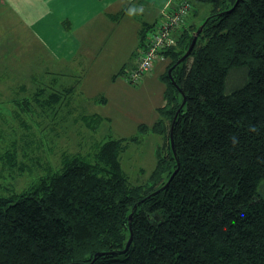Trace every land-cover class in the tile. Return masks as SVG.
I'll return each instance as SVG.
<instances>
[{
	"label": "trees",
	"instance_id": "obj_1",
	"mask_svg": "<svg viewBox=\"0 0 264 264\" xmlns=\"http://www.w3.org/2000/svg\"><path fill=\"white\" fill-rule=\"evenodd\" d=\"M200 1L209 14L191 23L190 1L187 26L163 51L160 116L138 125L163 136L148 179L132 183L121 165L137 135L64 157L0 194V264H264V0ZM52 83L47 104L71 89ZM84 117L95 130L103 119Z\"/></svg>",
	"mask_w": 264,
	"mask_h": 264
},
{
	"label": "rangeland",
	"instance_id": "obj_2",
	"mask_svg": "<svg viewBox=\"0 0 264 264\" xmlns=\"http://www.w3.org/2000/svg\"><path fill=\"white\" fill-rule=\"evenodd\" d=\"M190 1L196 9L198 24L209 14L211 5L200 0ZM122 25L127 26L126 19ZM149 34L150 29L145 35ZM107 41L116 50H101L96 61L99 60L95 63L97 67L91 68L82 80L93 88L92 92L100 91L99 93L105 96L102 102L87 99L82 102L77 91H73L72 87H65L71 89L64 88L65 92H60L62 101L47 104L46 98L53 85L50 75V79L48 76L43 78L42 70L38 84L34 78L25 76L22 88L18 85L22 83V79L19 80L18 77L28 64L9 61L7 66H1L0 194L6 195L27 189L48 170L58 169L64 157L90 155L101 142L135 135L139 141L127 143L120 156L121 165L132 183H143L148 179L155 166L157 152L164 149L163 136L152 132L140 134L138 125L146 123L151 126L160 116L155 108L162 105L163 101V85L159 78L160 75L166 74L165 67L171 58L157 57L151 69L144 72L138 82H131L127 75L116 73L119 68L116 65L117 58L122 57L124 53L123 50H118V43L129 39H120L115 30ZM107 53H112L114 63L106 69H101V58L110 55ZM126 54L129 55L127 52ZM93 61L92 59L91 62ZM126 62H129V59ZM133 64L134 62L131 66ZM28 72L29 70H25V74ZM55 86L61 88L59 84ZM87 110L98 112L108 119H102L95 130V127H89L84 119V116H88L85 113Z\"/></svg>",
	"mask_w": 264,
	"mask_h": 264
},
{
	"label": "crops",
	"instance_id": "obj_3",
	"mask_svg": "<svg viewBox=\"0 0 264 264\" xmlns=\"http://www.w3.org/2000/svg\"><path fill=\"white\" fill-rule=\"evenodd\" d=\"M178 1L0 0V68L2 65L7 66L9 61L26 63L27 68L19 73L18 79H22L19 87H24L25 76L34 78L38 84L39 75L43 70V78H49L50 75V81H56L61 88L72 87L73 91L79 94L80 101L85 102L87 99L102 102L105 96L100 94V91L92 92L93 88L82 80L91 68L97 67L95 63L99 60L96 61L101 50H116L107 41L113 32L116 30L120 39H129L118 43V50L124 52L122 57L117 58L118 74L121 67H131V63L135 61L138 44L140 45L141 38L150 26L163 18L167 8H172ZM133 7L138 11L129 14V9ZM125 19L127 26L122 25ZM189 20L191 23L198 22L194 11ZM126 52L129 53L128 56ZM107 54L110 55L101 58V69H106L114 63L112 53ZM125 58H128L129 62H126L128 59L123 62ZM25 70L29 72L25 74ZM114 76L113 74L112 78ZM162 76L160 75L159 79L163 85V101L162 105L155 107L157 111L165 104V82ZM85 113L102 116L89 110ZM102 117L103 120L108 119L106 116Z\"/></svg>",
	"mask_w": 264,
	"mask_h": 264
},
{
	"label": "built area",
	"instance_id": "obj_4",
	"mask_svg": "<svg viewBox=\"0 0 264 264\" xmlns=\"http://www.w3.org/2000/svg\"><path fill=\"white\" fill-rule=\"evenodd\" d=\"M191 10L189 0H179L169 8L164 17L150 26V34L145 35L137 48L134 64L125 73L131 82H138L141 75L149 71L157 57L164 58L163 51L174 46L180 31L188 24Z\"/></svg>",
	"mask_w": 264,
	"mask_h": 264
},
{
	"label": "water",
	"instance_id": "obj_5",
	"mask_svg": "<svg viewBox=\"0 0 264 264\" xmlns=\"http://www.w3.org/2000/svg\"><path fill=\"white\" fill-rule=\"evenodd\" d=\"M203 25H204V23H202L196 30H195V32L193 33V37H192V40H191V42H190V44H189V46H188V48H187V50H186V52L176 61V63L174 64V65H176V64H178V63H180L189 53H190V51H191V49L193 48V46H194V44H195V41H196V38H197V36H198V34L201 32V30H202V28H203ZM174 65H172L169 69H168V74H170V72H171V69L174 67ZM183 104V103H182ZM174 117H176V114L174 115ZM170 139H171V148H172V150H173V153H174V147H173V139H172V132L170 131ZM175 154V153H174ZM176 157V161H177V164H178V159H177V156H175ZM176 171V170H175ZM175 171L171 174V176H170V178H169V180L173 177V175H174V173H175ZM166 185V184H165ZM136 206H137V204H134V206H133V210L136 208ZM132 219V212L129 214V220H131ZM129 241H130V239H129Z\"/></svg>",
	"mask_w": 264,
	"mask_h": 264
},
{
	"label": "clouds",
	"instance_id": "obj_6",
	"mask_svg": "<svg viewBox=\"0 0 264 264\" xmlns=\"http://www.w3.org/2000/svg\"><path fill=\"white\" fill-rule=\"evenodd\" d=\"M138 11L137 8L133 7L129 9V14H135Z\"/></svg>",
	"mask_w": 264,
	"mask_h": 264
}]
</instances>
